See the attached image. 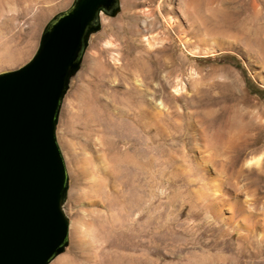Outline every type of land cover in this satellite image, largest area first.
I'll use <instances>...</instances> for the list:
<instances>
[{
    "label": "rangeland",
    "instance_id": "rangeland-1",
    "mask_svg": "<svg viewBox=\"0 0 264 264\" xmlns=\"http://www.w3.org/2000/svg\"><path fill=\"white\" fill-rule=\"evenodd\" d=\"M73 1L0 0V43L22 54L5 68ZM117 3L61 100L69 225L48 264H264V36L245 0Z\"/></svg>",
    "mask_w": 264,
    "mask_h": 264
},
{
    "label": "water",
    "instance_id": "water-1",
    "mask_svg": "<svg viewBox=\"0 0 264 264\" xmlns=\"http://www.w3.org/2000/svg\"><path fill=\"white\" fill-rule=\"evenodd\" d=\"M118 11L117 0H74L26 63L0 73V264H48L67 244L59 108L98 16Z\"/></svg>",
    "mask_w": 264,
    "mask_h": 264
},
{
    "label": "bare ground",
    "instance_id": "bare-ground-1",
    "mask_svg": "<svg viewBox=\"0 0 264 264\" xmlns=\"http://www.w3.org/2000/svg\"><path fill=\"white\" fill-rule=\"evenodd\" d=\"M209 11L211 12L212 15H215L214 16L215 17V20H217V23H218V25L215 26L214 29H212V30L215 31L216 33L217 32L218 33L219 32H223L224 31V28L226 30L225 23L226 24L228 23L227 22V19H229L230 13L229 12H226V11H223V10L221 11V10H212V9H209ZM242 13L245 14L246 16H248L250 18L248 20L251 21L250 22L251 24L253 23L252 24L253 33H254L253 35L256 36V38H258L257 41L256 40H254V41H256V43H257L256 46H260L261 47L262 46V43H259V38H262L264 36V0H245V3L243 5V12ZM222 22H225V23H222ZM247 42H249V41H247ZM255 44H254V46H255ZM262 50L264 51V49H262ZM261 56H262V59L264 60V55L261 54ZM236 84L239 85V83L237 82V80H236ZM236 140H237V138L234 139L233 137L227 138V140L223 141L222 142L223 144L220 143V145L223 146V148L228 149V148L233 147L235 145ZM239 143H241L242 145L247 144V143H245V139H243Z\"/></svg>",
    "mask_w": 264,
    "mask_h": 264
},
{
    "label": "crops",
    "instance_id": "crops-1",
    "mask_svg": "<svg viewBox=\"0 0 264 264\" xmlns=\"http://www.w3.org/2000/svg\"><path fill=\"white\" fill-rule=\"evenodd\" d=\"M0 44V73H2L9 70L5 68L6 65L19 63L22 59V54L20 49H16L15 46L12 50H10V52L6 53L5 49L7 46L3 42Z\"/></svg>",
    "mask_w": 264,
    "mask_h": 264
}]
</instances>
